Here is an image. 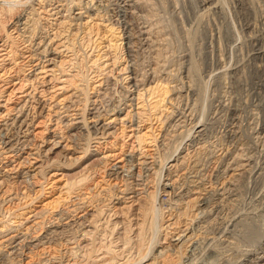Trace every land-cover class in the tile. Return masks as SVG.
<instances>
[{"label": "rangeland", "instance_id": "374dc122", "mask_svg": "<svg viewBox=\"0 0 264 264\" xmlns=\"http://www.w3.org/2000/svg\"><path fill=\"white\" fill-rule=\"evenodd\" d=\"M121 1L61 0L62 6L59 9H62L57 15L51 13L53 4H58L56 0L17 2L16 9L22 5L20 9L27 8L26 13L34 10L37 13L38 23L35 25L37 32L35 31L34 40L39 41L41 38L37 39L38 37L48 33L47 42L59 56L56 58V66L53 64L47 69L57 68L56 76L57 78L59 76L61 80L60 78L55 79L57 81L52 79L50 71L39 74L35 81L39 90L44 89L49 92L50 95L45 98L49 99L55 93L57 97L51 104L56 105L62 98L69 96L75 90L73 89L75 86L78 90L80 89V92H87V95H82V101L75 99L71 106L74 107L73 113H79V111L81 113L86 108L85 113L88 115L91 109L100 107L101 111L109 109V112H114L106 116V118L110 117L106 121L115 117L119 119L115 123L116 126L111 129L114 134L104 138L100 145H94L92 142L91 153L82 159L77 158L83 155L82 147H86L83 144L86 142L85 129L67 127L64 125L67 120L59 123L56 131L59 130L63 138H58L59 147L49 152L52 145L50 143L46 145L43 140L50 134L47 125L48 128L53 126L52 129H54L56 121L46 122L45 117L36 121L33 129L34 133H37L36 140L39 144H43L41 152L44 156L42 155L39 161L31 160L37 164L36 166L45 165L47 176L44 178L37 176L26 182L27 179L25 174L24 177L23 173L21 174V169L25 173L29 164L22 167L18 165V162L27 160V154L21 158L15 157L14 162H10L8 169L12 168L11 172L14 173L10 176L13 190L11 189V195H8L10 198L8 207H12L11 214H16L22 213L20 208L26 206L22 210L25 213L18 220L26 221V227H29V230H27L28 234L22 238L25 240H21V245L14 249L10 247L5 248L6 250L0 249L3 258L0 264H117V262L132 259L138 255V249L141 247L136 236L138 223L143 222L140 207L149 206L150 194L158 187L156 184L159 178H162L159 186L161 188L159 201L163 206L165 225L162 226L159 247L162 252L158 250L157 253L163 255L158 256L156 253L154 256L156 260L151 259L148 263L264 264V205L263 212L253 216L252 232L254 229V232H257L253 236L247 233L245 235L242 233V236L241 231L233 232L229 228L232 220L238 221L239 218H244L245 212L247 214L251 210L252 200L255 204L264 203L261 195L258 198L254 195L255 186L250 185L254 182L253 179H256V175L258 177L264 172V88L262 85L264 75L261 76L254 69L255 66L262 65L264 61L252 59L249 55L251 51L246 39L249 38L250 29L243 26L252 23L254 17L248 15L242 17V14L238 13L239 17L237 16L236 19L232 12L235 5L238 9L236 0L226 1H229L226 6L228 11L225 10L226 15L225 12L221 13L216 7H212L216 5V0H209L208 3L204 0H130L134 16L137 14V17L132 18L126 10L125 0L122 3ZM254 1L262 6L264 4V0ZM86 4L92 7L95 13L92 12L93 15L89 16L86 12L82 20L74 19L75 13L85 10L81 8ZM14 12L17 15V11ZM23 17L24 14L19 18ZM261 20L264 22V18ZM130 22H132L131 27L127 26ZM236 25L241 30L240 33ZM259 25L252 34L262 35L260 30L264 26ZM17 26H20V21L16 26L13 23L8 24V31L13 37L19 38L18 29H15ZM111 26L112 30H110ZM145 28L148 32L146 35H141L139 30ZM231 29L234 31L232 32ZM129 33H133L134 36L131 43L129 42L131 45L127 39H124ZM233 33L237 37L232 36ZM238 33L241 36H238ZM233 38L238 44V47L233 50L235 55L230 51V47L232 49V44L234 45L235 42ZM145 40L151 45H143L144 42L147 43ZM244 40L247 43H243ZM73 42L78 50L76 55L67 49V46ZM23 47H20L19 54L25 53L26 49ZM227 52L228 55H226ZM220 55L224 57L223 62L217 63ZM73 57L76 62L81 60L80 68L77 66L72 68L69 60ZM97 58H100L97 61L100 67L92 63ZM61 62L63 65L60 64ZM9 63L8 61V66H13ZM59 64L64 67L61 68ZM221 67L219 71L223 70L222 72L226 74L220 77L215 74ZM64 68L68 70L64 71ZM99 68L102 69L101 75L98 74L101 72ZM230 69L237 71V74L229 71ZM62 71L66 73L64 76ZM76 71H79L80 76L77 77L79 78L77 83L69 82L71 84L65 92L63 89H57L64 85V81H60L71 78L67 74H73ZM28 73L30 71L24 73L19 79L14 78L13 82L8 84V91L0 99V112H3L0 114H5L8 108L12 111L10 116H13V109L29 99L24 95L32 90L31 79L35 77L32 74L25 77ZM51 79L52 83H49ZM98 80L100 82L105 80V86H96L100 83L97 82ZM135 83L137 85H134ZM54 84L58 85L54 87ZM65 85L67 86L68 82H65ZM164 86L169 87V93L165 101H161L162 96L158 95ZM98 90L102 94L94 96ZM64 103L69 105L68 101ZM128 110L133 115L132 123L127 121ZM47 112L48 110H42V115H47ZM59 112L62 111L58 110V114ZM64 115L65 113H62L61 117ZM121 118L125 119L123 120L126 125L124 132ZM53 119L56 117L54 116ZM201 121H204L207 127L202 136L193 131L197 126L195 124ZM131 125L132 127H128ZM130 153L134 154L130 155ZM48 162L51 163V167L46 166ZM59 164L64 165L59 166ZM161 164L164 165V170L159 172ZM112 169H117L119 172L115 175L116 179H114L115 176H112L113 179L107 176L110 170L113 171ZM252 169L254 172L251 173ZM89 173L90 181L83 183L81 178ZM68 183L72 185L71 188L65 187ZM95 185H97L96 188ZM42 186H44L43 194L37 198V194L41 193V191L37 193V190ZM86 186L91 190L86 189ZM130 189L133 191L131 192ZM21 190L22 192L27 190L26 199L23 201L14 199ZM123 190L127 191L126 194ZM256 192L260 190L256 189ZM245 193L249 194L246 196ZM118 201L121 203H117ZM242 202L245 204L243 205ZM238 203L243 206L241 207ZM238 212L243 215H238ZM261 215L263 218L260 217ZM229 216L233 219L229 220ZM76 217L96 218L99 225L97 224L96 228L91 226L83 228L85 225L80 226L79 223L84 220H78ZM72 218L76 219L75 223L73 220L70 221ZM66 221H69V224L64 225L63 222ZM88 229L94 232L86 237L80 235ZM234 236H239L238 240H234L236 238ZM249 236L251 239L248 238ZM2 239L5 238L0 240L3 244ZM225 239L230 243L232 240L230 247ZM233 244L234 247H232ZM3 245L0 244V248ZM178 249H182L181 252L177 251ZM179 252H183L182 258L178 257Z\"/></svg>", "mask_w": 264, "mask_h": 264}, {"label": "bare ground", "instance_id": "6f19581e", "mask_svg": "<svg viewBox=\"0 0 264 264\" xmlns=\"http://www.w3.org/2000/svg\"><path fill=\"white\" fill-rule=\"evenodd\" d=\"M21 2L22 0H1L0 1V99L1 97H3L5 95V93L8 91V84L12 83L14 78L15 79H19L21 78L22 75H24V73H26L27 71H30V73L28 74H25L27 76H29L30 74H32V76H34L35 78L34 79H31V83L33 81V83L31 84L32 85V90L29 92V93H25L24 97H29V99H26L24 100L23 104L20 105L19 107H15V109H13V116H10V114L12 115V111L8 108H7V112L5 114H0V240L1 238H5V239H2V241H4V245L2 243H0L1 245H3L0 249H5V248H16L18 245H21L20 242L22 240L23 237H25L26 234H28L27 230H29V227H26V221L23 222L21 220H18L20 219L19 217L22 216L23 213H25L24 210L26 208V206H22L20 208V211L22 213H10V209L12 208H9L8 207V199L10 200V198H8V195H11L10 194V191L12 189V181H11V174H13L11 171H12V168L8 169L9 165H10V162H14V159L13 158H17V157H22L24 154H27L28 158L27 160L24 159V161H21V162H18L17 164L20 165V166H25L27 164V169L26 172L24 173L23 169H21V174L23 173V177H24V174H25V178L27 179L26 182H28V179L30 178H35L37 176H40V177H45L47 176V171L45 170V165L41 166V165H38L36 166L37 164L34 163L33 160L31 159H35L37 161H39V158L42 157V153L41 152V148L43 147V144H39L38 141L36 140V137L34 133V126H35V123L36 121L41 118V117H45L47 118L46 122H52V121H56V124H55V128H53V126H50L48 128V125H47V129L49 131V136L45 137V140H43V142L47 145V144H51L52 146L50 147L49 149V152H53L54 148H57L59 147V143L60 141H58L57 139L58 138H63V134H59V130L56 131V129L58 128V125L59 123H64V121L67 120L66 123H64L65 126L67 127H74L75 129H85L87 131V134L85 135V141L86 142H83L84 145H86V147H82L83 149V152H82V156H79L77 159H82L83 157H86V155L88 156L91 152H90V149L92 150V148H90L91 146L93 147V145H91V143L93 142V144L95 145H100L102 143V140L108 136H112L114 133L113 131H111V129H113L116 125V121L119 119L118 117H115L114 119H111L110 121H106V119L108 120L110 117H107L106 116H109L111 112H109V109L108 111H106L105 109H103L102 111L99 109L100 107H97L96 108H93L89 111L88 115L85 113V109L84 108V111L80 113H73V110H74V107H71L73 106V102L78 100V99H83L82 98V95H87L86 93L87 92H80L77 88H74L75 89L69 96H66L64 98H62L56 105L54 104H51L53 101H55L54 99H56V94H52L49 99H46L45 97L46 96H49V92H47V90H39L38 89V86L35 84V81L36 79L38 78V75L39 74H44V73H47V72H52V79H59L60 77L56 76V69L54 68H50V69H47L48 66H52L53 64L56 63V58L59 57L57 56L56 54V50H53L52 49V46L47 42L48 41V33H46L45 35L41 36V37H38L37 39L41 38V40L37 41L36 39L34 40V37H35V33L37 32L36 31V27L35 26L38 22L37 18H36V15L37 13H35L34 11L32 12H29V13H26V9L27 8H21L20 6L19 10L16 9V7H18V4L17 2ZM40 1V0H38ZM59 1V2H58ZM61 0H56V2L58 3L57 5H54L53 4V8H51L52 10V15H57L59 14L61 11V9H59V7L62 6V4L60 3ZM123 1V0H122ZM121 1V3H122ZM132 1V0H131ZM130 0H125V7H126V10L128 11V15H130L132 18L134 17H137L136 15L134 16V11H132V3H131ZM205 2H210L209 0H204ZM227 0H216V5H212V7H216L217 10L221 13H224L225 12V15H226V6H227V3L229 2H226ZM235 1V0H233ZM43 2V0H42ZM142 2V1H141ZM30 3V2H29ZM231 3V2H230ZM237 3V7L238 9H236V4ZM236 3L233 4L235 5L234 6V9L232 8V12L234 14V16L236 17L237 19V14L240 13L242 14L241 16L243 17V15L247 17L248 16H253L254 19H253V24L250 22L249 24H247V26L243 25L244 27H247V29H250L249 31V35L246 39V41L248 42L249 46H250V51L251 53H249V55L251 56L252 59H256V60H260V62H263L264 61V27H262V30H260L261 34L262 35H257V34H252L253 31L255 30V28L261 24V26L263 25L264 26V22H262V18H264V4L263 6L261 4H258L256 3L254 0H236ZM56 4V3H55ZM52 5V4H51ZM64 5V4H63ZM134 5V4H133ZM210 5V4H209ZM83 6V5H81ZM141 7V6H140ZM85 9L83 12H77L75 13L76 16H74L73 18L74 19H77V20H82L84 17H85V13L87 12L89 16L93 15L95 12L93 11L92 7H89L87 4L86 6H83L81 9ZM123 8V7H122ZM210 8V7H209ZM80 9V8H79ZM121 9V8H120ZM226 10V11H225ZM14 11H17L15 15V12ZM25 11V12H24ZM71 11V10H69ZM93 12V14H92ZM124 13V12H122ZM126 13V12H125ZM230 13V12H229ZM24 14V17L22 19H20L19 17ZM228 14V13H227ZM127 15V14H126ZM233 16V17H234ZM125 17V16H124ZM129 17V16H128ZM127 17V18H128ZM239 17V16H238ZM249 18V17H248ZM126 19V18H125ZM235 19V18H234ZM241 19V18H240ZM124 20V19H123ZM16 21V22H15ZM20 21V26H17L15 29H18L17 30V33L18 36L20 35V37L17 39L16 37H13L11 35V33H9L8 31V24H11L13 23L15 26L16 24ZM129 21V20H128ZM134 22V21H133ZM234 22V21H233ZM128 23V22H126ZM131 23V24H130ZM129 27H131L132 25V22H130ZM233 24H236V23H233ZM260 26V25H259ZM127 27V28H129ZM229 27V26H228ZM234 27V26H232ZM231 27V28H232ZM237 27V25H236ZM236 27H234L235 29H237ZM243 27V29H245ZM126 28V27H125ZM113 27L111 26L110 27V30H112ZM131 29V28H130ZM142 29V28H140ZM233 29V28H232ZM231 31L233 32L234 30ZM242 29V32H244V30ZM256 29V30H257ZM146 28L144 30H139V32L141 33V35H146V33L148 32V29H147V32L145 31ZM237 30H240L239 28ZM36 31V32H35ZM128 31V30H127ZM236 31V30H235ZM16 32V31H15ZM130 32V31H129ZM239 33L241 32L238 31ZM255 32V31H254ZM128 33V32H127ZM238 33V36H241V34L239 35ZM248 33V32H247ZM259 33V32H257ZM149 34V33H148ZM127 36H125L124 39H127L128 43L132 41L133 39V33H129V34H126ZM233 35H236L235 33L232 34ZM247 36V35H246ZM117 37H119L117 35ZM148 37V35H147ZM237 37V35H236ZM244 36L242 35V38ZM232 38V37H231ZM16 39V40H15ZM120 40V38H118ZM117 39V41H118ZM147 39V38H145ZM149 39V38H148ZM235 40V38H233ZM122 40V39H121ZM142 40V39H141ZM232 40V39H231ZM243 40V39H242ZM146 41V40H145ZM244 40L243 43L246 42ZM147 42V41H146ZM237 40H235L234 42V45L232 44V49L230 47V51L233 53V50L238 47V44L236 43ZM246 42V43H247ZM117 43V42H116ZM129 43V44H130ZM150 43V42H149ZM148 42L145 43V44H149ZM242 43V41H241ZM85 44V43H84ZM83 44V45H84ZM240 44V43H239ZM246 44V45H248ZM131 45V44H130ZM140 45V44H139ZM151 45V44H149ZM244 45V44H243ZM242 45V46H243ZM245 45V46H246ZM24 46L23 48L26 49L25 53L22 52L21 54H19V49L20 47ZM51 46V47H50ZM117 46V45H116ZM119 46V45H118ZM75 43H71L70 46H67V49H69L70 51L73 52L74 55L77 54V51L76 48H75ZM133 47V46H132ZM131 47V48H132ZM240 47V46H239ZM22 49V48H21ZM29 49V50H28ZM66 49V48H65ZM239 49V48H238ZM80 51V50H79ZM225 51V50H224ZM229 51V50H228ZM28 53V55H26V53ZM223 53V52H222ZM221 53V54H222ZM237 53V52H236ZM61 53H59L60 55ZM225 54V53H224ZM223 54V56H224ZM73 55V56H74ZM226 55H228V52L226 53ZM235 55V54H234ZM230 56V55H229ZM232 56V55H231ZM237 56V55H236ZM249 56V57H250ZM78 57V55H77ZM234 57V56H233ZM232 57V58H233ZM20 58L22 59L20 61ZM76 58V56H75ZM74 57L72 59L69 60L70 64L72 65V68H74V66L76 67H79L80 68V59H77V60H80L79 62L73 60L75 59ZM85 58V57H84ZM223 59L224 57H222V55H220L218 58H217V63H221L223 62ZM73 60V62H71ZM100 60V58H97L95 59L94 61H92L93 65L94 66H98L99 64L97 63V61ZM8 61L10 62L9 65H13V66H8ZM63 61V60H62ZM226 62V61H225ZM77 65H76V64ZM231 63V62H230ZM240 63V62H239ZM60 64L63 65V62H61ZM59 64V65H60ZM82 64V63H81ZM227 64V63H225ZM236 64V63H235ZM61 66V68H63L64 66ZM69 65V66H71ZM231 65V64H230ZM230 65H227V67H230ZM234 65V64H233ZM240 65V64H239ZM56 66V64H55ZM54 66V67H55ZM236 66V65H235ZM100 67V66H98ZM226 67V66H225ZM226 67V68H227ZM234 67V66H233ZM225 68V70H226ZM244 68V67H243ZM60 69V68H59ZM77 69V68H76ZM221 68L218 69L217 71V74L215 75H218V76H224L225 74L222 72L223 70L219 71ZM224 69V67H223ZM235 69V68H234ZM234 69H230L229 71H234ZM241 69V68H240ZM239 69V70H240ZM255 72H257L258 74L260 73L261 76L264 75V63L262 65H258V66H255ZM253 69V70H254ZM64 71H67L65 68L63 69ZM100 73H98L99 75L102 74V69H98ZM97 70V71H98ZM128 70V69H127ZM224 70V71H225ZM236 70V69H235ZM238 70V68H237ZM64 71L63 72V76L66 74H64ZM75 71V70H73ZM228 71V73H229ZM236 74H237V71H234ZM239 72V71H238ZM254 72V71H253ZM79 71H76V73H73V74H67V75H70L71 78L68 79L66 78L65 80H62L60 82H63V86L61 87H56L57 89L61 90L63 89L64 92L67 88H69L68 86L71 84L69 82H72V84L74 83H77V78L79 75H78ZM227 73V74H228ZM247 73V72H246ZM86 75V74H85ZM80 77V76H79ZM257 77V76H256ZM130 78V77H129ZM219 78V77H217ZM263 78V77H262ZM52 79L49 81V83H52ZM133 79V77L131 78ZM222 79V78H220ZM61 80V78H60ZM108 80V79H107ZM106 80V82H107ZM136 81V79H134ZM223 80V79H222ZM57 81V80H55ZM252 81V80H251ZM65 82H68V85L66 86L65 85ZM97 82H100L99 80ZM261 82V81H260ZM264 82V81H263ZM37 83V82H36ZM133 83V82H132ZM223 83V82H222ZM252 83V82H251ZM253 84V83H252ZM58 85V84H57ZM56 84H54V87L57 86ZM118 85V84H117ZM134 85H137V83H135ZM140 84H138L139 86ZM257 85V84H256ZM263 85V88H264V84ZM96 86H105V80L104 82H100L98 85ZM158 87V84L156 85ZM255 86V85H254ZM258 86V85H257ZM155 88V87H154ZM259 88V87H258ZM55 89V88H54ZM93 89V88H92ZM218 89V88H217ZM39 90V91H38ZM68 90V89H67ZM155 90V89H154ZM99 91V90H98ZM96 92V94L94 96H97V94H102L101 91L99 92ZM216 91V90H215ZM154 92H152L153 94ZM169 93V87H166L164 86L163 89L161 90V93L160 95L158 96H162L160 97L161 98V101L164 100L165 101V98L166 96L168 95ZM251 93V92H250ZM71 96V98H70ZM100 96V95H99ZM260 96V95H259ZM88 97V96H87ZM205 97V96H204ZM70 99V100H69ZM76 99V100H75ZM87 100V99H86ZM205 100V99H204ZM68 101L69 102V105H67L66 102ZM82 101V100H81ZM91 101V100H90ZM160 101V100H159ZM158 101V102H159ZM80 102V101H79ZM94 102V101H93ZM92 102V103H93ZM206 102V101H205ZM71 103V104H70ZM76 103V102H75ZM95 104V103H94ZM119 104V103H118ZM205 104V103H204ZM53 105V106H52ZM104 105V104H103ZM101 105V106H103ZM132 105V104H131ZM259 105V104H258ZM100 106V105H99ZM107 106V105H106ZM114 106V105H113ZM119 106V105H118ZM1 107H4V106H1ZM7 107V106H6ZM86 107V106H85ZM104 107V106H103ZM258 107V106H257ZM56 108L59 110V111H62V112H59L58 114V110H56ZM91 108V107H90ZM106 108V107H104ZM115 109L117 107H114ZM89 109V107H88ZM34 110V112H33ZM42 110L46 111L48 110L47 112V115H42ZM105 110V111H104ZM120 110V109H119ZM11 112V113H10ZM105 112V113H104ZM115 112H117V110H115ZM0 113H3V112H0ZM62 113H65L64 116L61 117V114ZM84 113L86 114V116L84 115ZM114 113V112H113ZM118 113V112H117ZM9 114V115H8ZM134 114V113H133ZM204 114V113H203ZM202 114V115H203ZM47 116V117H46ZM56 117V119H53V117ZM126 116L128 117V120L127 118V121L131 122L132 123V117L133 115L130 114L129 110H128V113L126 114ZM139 116V115H138ZM63 117H67L66 119H62ZM71 117V118H70ZM262 117V116H261ZM134 118H135V114H134ZM133 118V119H134ZM121 120H125L123 118H121ZM135 120V119H134ZM45 122V123H46ZM126 123V122H125ZM135 123V122H134ZM123 124H124V121H123ZM129 124V123H128ZM134 125V124H133ZM197 126H195L194 128V133L197 134V135H203L206 131V124L204 123V121L200 122L199 124H195ZM257 125V124H256ZM128 127H132L131 126H128ZM252 127V126H251ZM126 130V125L124 124L123 125V129L122 131L124 132ZM84 131V130H83ZM82 131V132H83ZM81 132V133H82ZM82 137V136H81ZM88 137V138H87ZM67 138V137H66ZM82 139V140H84ZM250 139V138H249ZM106 141V140H105ZM82 145V143H81ZM61 146V145H60ZM79 146V145H78ZM179 149V148H178ZM178 151V150H177ZM133 152V151H132ZM134 153H130V155H133ZM129 155V156H130ZM246 155V154H245ZM44 156V155H43ZM122 157V156H121ZM252 157V156H251ZM20 158H18V160H20ZM131 158V157H129ZM167 159V158H166ZM252 159V158H251ZM250 160V158H249ZM256 160V159H255ZM32 161V162H31ZM47 161V160H46ZM164 161V160H163ZM235 161V160H234ZM9 162V163H8ZM36 162V161H35ZM43 162V161H42ZM223 162V161H222ZM161 163V162H160ZM236 163V161H235ZM239 163V162H238ZM249 163V162H248ZM252 163V162H251ZM254 163V162H253ZM252 163V164H253ZM12 164V163H11ZM43 164V163H42ZM149 164V162H148ZM166 164V162H165ZM251 164V165H252ZM16 165V164H15ZM53 165V164H52ZM60 165H64V164H59ZM162 165V166H161ZM160 165V168L158 166V168L160 169L159 172H162L163 167L164 165L161 164ZM240 165V164H239ZM249 165V164H248ZM47 167H51V163L48 162V165H46ZM106 166V165H105ZM230 166V165H228ZM254 166H256L257 168V165L254 164ZM146 167V166H145ZM237 167V166H236ZM253 167V166H252ZM251 167V168H252ZM260 167V166H259ZM16 168V167H14ZM13 168V169H14ZM231 168V167H230ZM262 169V168H260ZM264 169V168H263ZM15 170V169H14ZM19 170V169H18ZM17 170V171H18ZM113 171L110 170V172H105L106 174L108 173L107 176H110V179L112 178V176L114 177L115 175H118L119 172L117 171V169H112ZM35 172L32 174V172ZM100 171V170H99ZM103 171V170H102ZM158 171V170H157ZM225 171V170H224ZM227 171V170H226ZM250 171V170H249ZM256 171V169H255ZM264 171V170H263ZM91 172V171H90ZM216 172V171H215ZM251 173L254 172L253 169L252 171H250ZM258 172V171H257ZM121 173V172H120ZM250 173V174H251ZM259 173V172H258ZM261 173V172H260ZM18 174V173H17ZM93 174V173H92ZM105 174V175H106ZM216 174V173H215ZM259 175V174H258ZM91 174H86L83 178H81V181H83V183H85L84 181H88L90 178ZM142 176V175H141ZM149 176V175H148ZM160 176V175H159ZM216 176V175H215ZM250 176V175H249ZM255 176V175H254ZM117 176L114 177V179H116ZM251 177V176H250ZM249 177V178H250ZM256 179L253 181L254 182H251L250 185L252 186H255L254 187V195L258 196L261 195L262 198H264V172L262 174H260L258 177L257 175L255 176ZM105 178V177H103ZM158 178V177H157ZM113 179V178H112ZM140 179V178H139ZM161 179L162 178H159L158 179V183L156 185H158V187L154 190V192H152L150 194V203H149V206L145 205V206H141L140 207V212L142 211V215L143 216V222L142 223H138V227L136 228L138 231H137V239L138 241H140V245L141 247H139L138 251V255H135V257H132L125 260L124 262H117V264H154V262L152 263H148L151 259H155L154 256H156L155 254L158 252L159 250V247H160V240L162 239L161 238V230L162 228L164 227L163 225H165V220H163L164 216H163V211H162V204L160 203L159 199V194H160V183H161ZM202 180V179H201ZM232 180V179H231ZM240 180V179H239ZM80 181V179H79ZM90 181V180H89ZM25 182V180H24ZM248 182H250V179H248ZM234 183V182H233ZM99 184V183H97ZM139 184V183H138ZM136 184V185H138ZM142 184V183H140ZM67 186H65L66 188L68 186H70V184H66ZM80 185V183H79ZM85 185V184H84ZM135 185V186H136ZM72 186V185H71ZM70 186V188H71ZM97 185H95V188H96ZM25 187V186H24ZM28 187V186H27ZM134 187V186H133ZM163 187V186H162ZM225 187V186H224ZM247 187V186H246ZM132 188V187H131ZM138 188V186H137ZM136 188V190H137ZM154 188V187H153ZM223 188V187H222ZM248 188V187H247ZM43 189H44V186L41 187V189L37 190V193L41 191V193L38 195L37 194V198L40 197L42 194H43ZM86 189H90V187L86 186ZM141 189V188H140ZM226 189V188H225ZM241 189V188H239ZM252 189V188H251ZM256 189H259L260 192H256ZM13 190V189H12ZM23 190V188H22ZM21 191H17V195L16 197H14V199H19V200H24L26 199L27 195H26V191L22 192ZM125 190V189H124ZM123 190V191H124ZM129 190V189H128ZM131 190V189H130ZM146 190V189H145ZM238 190V189H237ZM236 192H240V191H237ZM246 190V189H245ZM133 190H131L132 192ZM164 191V189H163ZM243 191V190H242ZM22 192V193H20ZM127 192V191H124V193ZM130 192V193H131ZM134 192H135V189H134ZM137 192V191H136ZM225 192V191H224ZM245 192V191H244ZM253 192V191H252ZM129 193V192H128ZM227 193V192H226ZM242 193V192H241ZM240 193V197L242 196ZM126 194V193H125ZM235 194V193H234ZM238 194V193H237ZM236 194V195H237ZM244 194V193H243ZM249 193H247L248 195ZM235 195V196H236ZM239 195V194H238ZM246 195V193H245ZM246 195V196H247ZM254 195H252L254 197ZM31 196V195H30ZM207 196V195H206ZM36 197V196H35ZM134 197V196H133ZM251 197V196H250ZM79 198V197H78ZM95 198V197H94ZM122 198V196H121ZM120 198V199H121ZM13 199V198H12ZM79 199H83V198H79ZM86 199V198H85ZM119 199V200H120ZM225 199V198H224ZM237 199V198H236ZM247 199V198H246ZM248 199H250L248 197ZM247 199V200H248ZM253 199V198H252ZM255 199V198H254ZM235 200V199H234ZM238 200H240L238 198ZM242 200L244 201V197L242 198ZM246 200V201H247ZM170 201V200H169ZM251 201V200H250ZM261 201V200H259ZM124 202V201H123ZM165 202V201H164ZM240 202V201H239ZM248 202V201H247ZM251 202L253 203H250L251 206V210L246 214L245 212V215H244V218H239L238 221L236 220H232V223H231V226L229 227L233 232H236L237 231H241V235L242 233H244V235L247 233L248 235L250 236H253L254 233V230L252 232V228H254V226H251V222L253 221V216H256V215H259L258 212H261L262 211V206L264 205V203H261V205L259 204H255L254 201L252 200ZM25 203V202H24ZM84 203V202H83ZM87 203V202H86ZM117 203H121L120 201H118ZM236 203V202H235ZM243 205L245 204V202H242ZM78 204V203H76ZM239 204V203H238ZM241 204V202H240ZM239 204V205H240ZM248 204V203H247ZM80 205V204H79ZM243 205H240L241 207ZM4 206H6L4 208ZM219 206V205H218ZM249 206V205H247ZM246 206V208H247ZM231 207V206H230ZM229 207V208H230ZM236 207V206H235ZM238 207V206H237ZM166 208V207H165ZM245 208V207H244ZM243 208V209H244ZM249 208V207H248ZM191 209V208H190ZM233 209V208H232ZM240 209V208H238ZM242 209V210H243ZM164 210V208H163ZM241 210V209H240ZM264 210V209H263ZM209 211V210H208ZM214 211V210H213ZM229 211V210H228ZM233 211V210H232ZM234 211H236L234 209ZM238 211V210H237ZM231 212V211H230ZM229 212V213H230ZM244 212V211H242ZM263 212V211H262ZM165 213V212H164ZM187 213V212H186ZM207 213V212H206ZM223 213V212H222ZM264 213V212H263ZM262 213V214H263ZM8 214H10V217H8ZM37 214V213H36ZM141 214V213H140ZM204 214V213H203ZM236 214V213H235ZM239 214H242L243 213H239L238 212V215ZM91 215V214H90ZM208 215V213H207ZM230 215V214H228ZM234 215V213L232 214V216ZM31 216V215H30ZM96 216V215H95ZM227 216V214H226ZM237 216V215H236ZM235 216V217H236ZM32 217V216H31ZM98 217V216H97ZM234 217V218H235ZM238 217V216H237ZM262 217V215L260 216ZM44 218V217H43ZM61 218V217H60ZM59 218V219H60ZM78 218V220H84L83 222L79 223L80 226H84L83 228H86L87 226H91V227H95L97 224H98V219L96 220V218H91L88 217L87 219H84L85 217H76ZM228 218V216H227ZM229 220H231L232 217L229 216ZM258 218V216H257ZM256 218V219H257ZM263 218V217H262ZM62 219V218H61ZM226 219V218H225ZM233 219V218H232ZM261 219V218H260ZM73 220V222L75 223L76 219H70V221ZM170 220V218L168 219ZM167 220V221H168ZM204 222V221H203ZM227 222V221H225ZM229 222V221H228ZM78 223V221H77ZM64 225H67L69 224V221H66V222H63ZM222 224V223H221ZM262 224V223H261ZM72 225V224H71ZM99 225V224H98ZM168 225V224H167ZM169 225H171L169 223ZM168 225V226H169ZM228 225V224H227ZM32 226V225H31ZM163 226V227H162ZM223 226H226L223 224ZM221 226V227H223ZM251 226V228L249 227ZM260 226V225H259ZM98 227V226H97ZM215 227V226H214ZM218 227V226H216ZM227 227V226H226ZM257 227V226H256ZM96 228V227H95ZM195 228V227H194ZM224 228V227H223ZM82 229V228H81ZM130 229V228H129ZM166 229V228H165ZM80 230V229H79ZM89 230V229H88ZM85 231L82 232L80 235L86 237L88 236L89 234L91 235L94 231L92 230H89V231ZM218 230V229H217ZM216 230V231H217ZM224 230V229H223ZM257 230V229H256ZM54 231V230H53ZM77 231V230H76ZM227 231V230H226ZM230 231V230H229ZM231 231V232H232ZM149 232V233H148ZM232 232V233H233ZM251 232V233H250ZM78 233V231H77ZM150 234L148 236V234ZM219 233V231H218ZM224 233V231H223ZM226 233V232H225ZM257 233V232H256ZM262 233V232H261ZM62 234V233H61ZM64 234V233H63ZM221 234V233H220ZM168 235V234H167ZM234 235H240V234H235ZM240 235V236H241ZM256 235V234H255ZM264 235V233H263ZM165 236V235H164ZM218 236V235H217ZM231 236V234H230ZM243 236V235H242ZM247 236V235H246ZM245 236V237H246ZM250 236L248 238H250ZM257 236V235H256ZM255 236V237H256ZM259 236V234H258ZM52 237V236H51ZM228 237V236H227ZM236 237V236H234ZM239 237V236H238ZM238 237L234 238L238 240ZM92 238V237H91ZM231 238V237H230ZM242 238V237H241ZM247 238V237H246ZM51 239V238H50ZM179 239V238H177ZM189 239V238H188ZM251 239V238H250ZM254 239V238H253ZM20 240V241H19ZM25 240V239H23ZM22 240V241H23ZM217 240V239H216ZM220 240V239H219ZM218 240V241H219ZM222 240H223V237H222ZM227 240V239H225ZM224 240V241H225ZM231 240V239H229ZM240 240V239H239ZM243 241V239H242ZM241 241V242H242ZM259 241V240H258ZM261 241V240H260ZM217 242V241H216ZM227 242H229L227 240ZM226 242V244H227ZM239 242V241H238ZM240 242V244H241ZM22 243V242H21ZM26 243V242H25ZM45 243V242H44ZM125 243V242H124ZM164 243V242H163ZM225 243V242H224ZM231 243H232V240H231ZM229 242L228 246L230 247L232 244ZM237 243V242H236ZM258 243V242H257ZM235 244V242H234ZM233 244L232 247H234L235 245ZM244 244V242H243ZM253 245V244H252ZM223 246V245H222ZM24 247V246H23ZM239 247V246H238ZM124 248V247H123ZM217 249V248H216ZM252 249V248H250ZM6 250V249H5ZM182 249H178L177 251H180ZM247 250V249H246ZM4 251V250H3ZM162 252V250H159ZM254 251V250H253ZM89 252V251H88ZM117 252V251H116ZM135 252V251H134ZM181 252V251H180ZM179 252V258H182L181 255L182 253ZM212 252V251H211ZM213 253V252H212ZM257 253V252H256ZM84 254V253H83ZM86 254V253H85ZM132 254V253H131ZM158 256L159 255H163L162 253H157ZM211 254V253H210ZM215 254V253H214ZM5 255V254H4ZM16 255V254H15ZM202 255V254H201ZM213 255V254H212ZM108 256V255H107ZM128 256V255H127ZM133 256V255H132ZM106 257V256H105ZM208 257V256H207ZM264 257V256H263ZM102 258V257H100ZM260 258H262L260 256ZM105 259V258H104ZM205 259V258H204ZM181 260V259H180ZM1 261H3V258L0 254V263ZM98 261H101V260H98ZM10 262V261H9ZM106 262V261H105ZM195 262V261H194ZM264 262V261H263ZM3 263V262H2ZM256 263V262H255ZM74 264V263H73ZM192 264V263H191ZM260 264V263H259Z\"/></svg>", "mask_w": 264, "mask_h": 264}]
</instances>
